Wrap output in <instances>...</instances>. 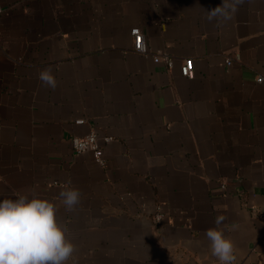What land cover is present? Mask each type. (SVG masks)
<instances>
[{
  "label": "crops",
  "instance_id": "1",
  "mask_svg": "<svg viewBox=\"0 0 264 264\" xmlns=\"http://www.w3.org/2000/svg\"><path fill=\"white\" fill-rule=\"evenodd\" d=\"M221 2L0 0V199L53 203L75 247L66 264H221L211 228L232 264H264V0L209 21ZM92 131L103 165L72 150Z\"/></svg>",
  "mask_w": 264,
  "mask_h": 264
},
{
  "label": "clouds",
  "instance_id": "2",
  "mask_svg": "<svg viewBox=\"0 0 264 264\" xmlns=\"http://www.w3.org/2000/svg\"><path fill=\"white\" fill-rule=\"evenodd\" d=\"M243 0H222L221 4L206 11L209 21L226 22L233 18ZM43 85L55 88L56 78L52 70L39 73ZM67 210L80 202L81 193L76 188L60 192ZM224 216L215 218L222 224ZM67 227H62L55 218L53 203L39 198L19 195L0 199V264H66L75 247L67 239ZM211 253L221 264L235 260L234 244L223 231L211 228L206 231Z\"/></svg>",
  "mask_w": 264,
  "mask_h": 264
},
{
  "label": "built area",
  "instance_id": "3",
  "mask_svg": "<svg viewBox=\"0 0 264 264\" xmlns=\"http://www.w3.org/2000/svg\"><path fill=\"white\" fill-rule=\"evenodd\" d=\"M1 13H2V8L0 7V14ZM130 34L133 38V51L138 54H148L149 52L146 46V42H145L144 36L141 33V31L138 28H134L130 31ZM155 56L158 59L159 58L163 59L167 67H171L172 62L170 58H168V56L162 53H157L155 54ZM225 63L227 66H230L232 64V60L230 58H226ZM181 74L188 79H192L194 77V72L189 62H185L183 64V66L181 67ZM256 81L258 83H261L264 81V77L259 76ZM75 123L77 125H80L83 123V120H77ZM103 141L105 143H108L111 141V138L105 137L103 138ZM71 145H72V150L74 153L81 154V153L89 151L92 153L93 158L97 164L99 165L104 164V161L100 155L99 139H98V135L96 134V132L92 131L83 137H73L71 139ZM161 218H162L161 209L157 207L156 213L154 215V221L156 223H159L161 221Z\"/></svg>",
  "mask_w": 264,
  "mask_h": 264
}]
</instances>
